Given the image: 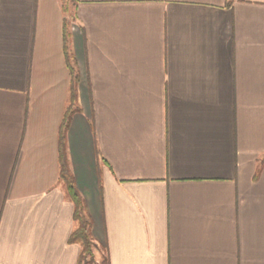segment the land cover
<instances>
[{"label":"crops","instance_id":"crops-1","mask_svg":"<svg viewBox=\"0 0 264 264\" xmlns=\"http://www.w3.org/2000/svg\"><path fill=\"white\" fill-rule=\"evenodd\" d=\"M264 264V0H0V264Z\"/></svg>","mask_w":264,"mask_h":264},{"label":"trees","instance_id":"trees-1","mask_svg":"<svg viewBox=\"0 0 264 264\" xmlns=\"http://www.w3.org/2000/svg\"><path fill=\"white\" fill-rule=\"evenodd\" d=\"M70 97L69 104L65 109L58 138V154L60 166V179L64 184L68 199L73 203V222L74 228L68 238L69 242L77 243L80 246V253L76 264H92L93 249L97 244L92 235V221L87 212L85 202L79 191L75 187L74 179L71 174L66 154V131L69 126L71 115L78 108L76 103V87L78 74L70 67ZM107 264V257L105 259Z\"/></svg>","mask_w":264,"mask_h":264},{"label":"rangeland","instance_id":"rangeland-1","mask_svg":"<svg viewBox=\"0 0 264 264\" xmlns=\"http://www.w3.org/2000/svg\"><path fill=\"white\" fill-rule=\"evenodd\" d=\"M106 254L103 246L97 245L96 248L93 249V259L92 264H106Z\"/></svg>","mask_w":264,"mask_h":264}]
</instances>
